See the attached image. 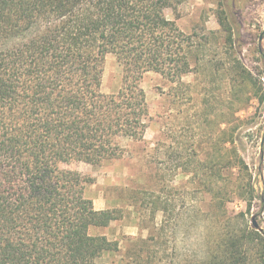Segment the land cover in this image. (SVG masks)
I'll return each mask as SVG.
<instances>
[{
  "label": "trees",
  "instance_id": "16d2710c",
  "mask_svg": "<svg viewBox=\"0 0 264 264\" xmlns=\"http://www.w3.org/2000/svg\"><path fill=\"white\" fill-rule=\"evenodd\" d=\"M173 4L0 0V264H96L101 254L118 251L116 242L88 230L107 227L119 212L95 210L79 175L61 166L122 158V143L141 142L150 121L144 74L183 85L192 72V37L165 14ZM107 55L123 72L112 94L101 91ZM232 71L238 86L253 84L240 64ZM229 133L222 130L223 159L199 163L209 193L222 172L247 171ZM221 193L223 204L235 199L233 190ZM258 235L230 233L216 264H255L262 256H248L246 246L264 247Z\"/></svg>",
  "mask_w": 264,
  "mask_h": 264
},
{
  "label": "rangeland",
  "instance_id": "374dc122",
  "mask_svg": "<svg viewBox=\"0 0 264 264\" xmlns=\"http://www.w3.org/2000/svg\"><path fill=\"white\" fill-rule=\"evenodd\" d=\"M165 14L192 37V72L182 77L183 85L144 74L150 121L141 142L122 143V158L61 166L79 175L95 210L120 214L107 227L88 230L118 244L96 264H216L230 233L246 229L264 237V0H174ZM235 63L252 85H237ZM122 76V66L107 55L101 91L116 93ZM225 128L247 171L222 172L209 193L206 172L197 170L199 163L223 159ZM227 177L230 185L222 181ZM224 187L235 197L226 204L220 199ZM246 248L248 256H262L255 264H264L262 243Z\"/></svg>",
  "mask_w": 264,
  "mask_h": 264
},
{
  "label": "water",
  "instance_id": "95a60500",
  "mask_svg": "<svg viewBox=\"0 0 264 264\" xmlns=\"http://www.w3.org/2000/svg\"><path fill=\"white\" fill-rule=\"evenodd\" d=\"M252 224L257 231L261 230L260 227L255 223L254 219H252Z\"/></svg>",
  "mask_w": 264,
  "mask_h": 264
}]
</instances>
